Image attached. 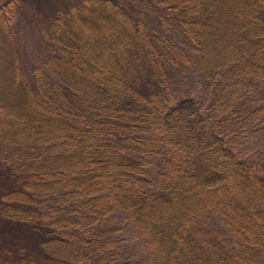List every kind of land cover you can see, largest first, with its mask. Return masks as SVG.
I'll return each instance as SVG.
<instances>
[{"label":"trees","instance_id":"obj_1","mask_svg":"<svg viewBox=\"0 0 264 264\" xmlns=\"http://www.w3.org/2000/svg\"><path fill=\"white\" fill-rule=\"evenodd\" d=\"M144 2L181 42L86 0L37 92L0 25V264H264V0Z\"/></svg>","mask_w":264,"mask_h":264},{"label":"rangeland","instance_id":"obj_2","mask_svg":"<svg viewBox=\"0 0 264 264\" xmlns=\"http://www.w3.org/2000/svg\"><path fill=\"white\" fill-rule=\"evenodd\" d=\"M4 0H0V4ZM86 0H14V6L8 15L0 18V25L5 31V40L14 51L16 57V66L23 77L25 86L34 91H38L37 80L42 79L44 82L54 84L55 79L50 74V60L60 55L61 46L56 41L53 42L54 19L61 12H66L71 8L81 7L85 5ZM129 5L136 19L142 21L146 26L163 31L164 25L163 13L159 11L156 4L150 5L145 0H122ZM163 25V26H162ZM168 32L173 41L181 42L178 33ZM175 35H174V34ZM55 40V39H54ZM23 75V76H21ZM185 88L194 90L198 88L199 81L191 72L187 76ZM0 150H4V146L0 143ZM5 151V150H4ZM4 153V152H3ZM2 157V155L0 156ZM1 162V159H0ZM3 175V174H0ZM5 176V175H4ZM118 225L126 226V223L117 221ZM218 226V223H215ZM210 230L214 235L218 233L215 226H211ZM128 231V230H124ZM129 236V237H128ZM128 242L125 245L131 253L139 252V244L137 239L130 235L126 236Z\"/></svg>","mask_w":264,"mask_h":264},{"label":"bare ground","instance_id":"obj_3","mask_svg":"<svg viewBox=\"0 0 264 264\" xmlns=\"http://www.w3.org/2000/svg\"><path fill=\"white\" fill-rule=\"evenodd\" d=\"M62 15H63V14H62ZM65 18H68V17L66 16ZM164 21H165V20H164ZM166 21H168V20H166ZM164 23H166V22H164ZM169 23H170V22H169ZM162 24H163V22H162ZM162 26H163V25H162ZM165 26H166V25H165ZM56 27H58V26H56ZM166 27H170V26H166ZM166 27H165V29H167ZM172 28H173V26H172ZM172 28H171V29H172ZM56 29L59 30L58 28H56ZM149 29H150V27H149ZM173 30H175V29L173 28ZM173 30H171V31L173 32ZM175 31H176V30H175ZM58 32H59V31H58ZM151 32H152V31H151ZM174 33H175V32H174ZM174 33H173V34H174ZM55 34H57V33H55ZM175 34H176V33H175ZM175 34H174V35H175ZM164 35H165V34H164ZM54 36H55V35H54ZM160 36H161V35H160ZM167 36H168V34H167ZM169 36H170V35H169ZM171 36H172V35H171ZM171 36H170V37H171ZM165 38H166V37H165ZM173 38L175 39V37H173ZM55 40H56V37H55ZM56 42H57V41H56ZM58 43H59V42H58ZM17 72H18V71H17ZM19 74H20V72H19ZM19 74H18V76H19ZM21 76H23V75H21ZM22 79H23V77H22ZM19 80H20V79H19ZM22 83H23V81H22ZM175 85H176V84H175ZM145 87H146V86H145ZM145 87L143 86L142 89H143V88L145 89ZM177 88H178V87H177ZM177 88H176V89H177ZM178 89H179V88H178ZM146 90H148V89H146ZM144 91H145V90H144ZM145 92H146V91H145ZM147 92H148V91H147ZM123 128H124V127H123ZM122 132H123V131H122ZM8 148H9V147H8ZM24 197H26V196H24ZM23 199L25 200V198H23ZM23 199H22V200H23ZM17 200H18V199H17ZM32 200H33V199H32ZM32 200H31V201H32ZM20 201H21V200H20ZM24 202H25V201H24ZM24 202H23V203H24ZM26 202L28 203V201H26ZM18 203H19V201H18ZM32 203H33V202H32ZM40 208H41V206H40ZM41 209H42V208H41ZM47 209H48V208H47ZM44 211H45V210H44ZM118 212H119V211H118ZM42 213H43V212H42ZM26 217H28V216H26ZM5 219H6V218H5ZM29 219H30V218H29ZM9 220H10V219H9ZM21 221H22V220H20V222H21ZM30 221H31V219H30ZM25 222H28V220H25ZM11 223H12V222H11ZM108 223H109V222H108ZM28 224H29V223H28ZM29 225H30V224H29ZM31 227H32V226H30V228H31ZM33 229H36V228H32L31 230H33ZM37 229H38V228H37ZM22 230H23V229H22ZM36 231H37V230H36ZM25 232H26V231H25ZM39 247H40V246H39Z\"/></svg>","mask_w":264,"mask_h":264}]
</instances>
